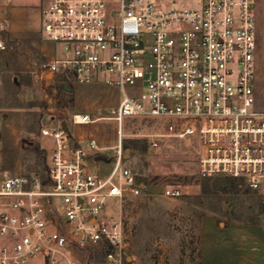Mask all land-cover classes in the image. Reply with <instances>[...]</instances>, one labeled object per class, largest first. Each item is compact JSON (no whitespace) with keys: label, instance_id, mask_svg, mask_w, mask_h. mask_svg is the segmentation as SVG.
I'll list each match as a JSON object with an SVG mask.
<instances>
[{"label":"built area","instance_id":"2783aa9c","mask_svg":"<svg viewBox=\"0 0 264 264\" xmlns=\"http://www.w3.org/2000/svg\"><path fill=\"white\" fill-rule=\"evenodd\" d=\"M255 1L44 0L40 34L51 55H42L38 71L68 86L136 88L140 92L125 95L109 115L75 113L71 124L157 121L164 133L148 136L149 150L158 148V136L194 138L200 177L237 179L258 191L264 109H255L253 96ZM7 49L0 38V55ZM40 134L54 144L45 179L0 174V238L6 239L0 264H30L40 255L46 264H77L58 256L69 242L120 255L125 236L120 223L103 218L107 200L182 195L125 165L121 144L109 171L100 173L61 126ZM88 146L99 150L93 139ZM115 252H107L108 264H121Z\"/></svg>","mask_w":264,"mask_h":264},{"label":"rangeland","instance_id":"374dc122","mask_svg":"<svg viewBox=\"0 0 264 264\" xmlns=\"http://www.w3.org/2000/svg\"><path fill=\"white\" fill-rule=\"evenodd\" d=\"M188 6V4H186ZM256 50L253 58L254 107L264 109V0L253 9ZM8 49L0 56V174L46 177L47 155L42 146L47 138L42 129L68 125L70 117L87 114L107 116L123 99L137 95L136 88H110L102 84L68 86L57 76L44 78L38 71L43 40L40 34H8L0 29ZM94 135L99 142L113 143L117 122L98 121ZM124 163L140 168L155 186L178 187L182 195L159 194L107 200L102 216L122 226L126 244L116 252L101 245L69 242L60 248L61 259L77 264H108L99 251L106 249L120 257L121 264H196L197 238L202 218L218 222L264 223V196L244 186L233 189L228 178L200 177L198 146L194 138L158 136V148L149 150L148 136L162 135L163 125L154 120L127 119L121 123ZM91 135V134H90ZM92 137V136H90ZM125 146L127 147L125 149ZM127 151V152H126ZM126 155V156H125ZM159 192L158 188L155 189ZM207 191V192H206ZM205 192V193H204ZM30 264H46L43 255Z\"/></svg>","mask_w":264,"mask_h":264},{"label":"crops","instance_id":"0c3cea01","mask_svg":"<svg viewBox=\"0 0 264 264\" xmlns=\"http://www.w3.org/2000/svg\"><path fill=\"white\" fill-rule=\"evenodd\" d=\"M43 1L0 0V29L12 35L37 32L40 34V9ZM41 52L42 55L50 56V45L43 42ZM96 117L103 116L91 118ZM97 122L75 125L78 126L75 134L70 132L68 125L66 129L70 141L87 153L89 168L107 173L114 161L115 148L121 144V137L118 134L121 125L117 123V136L113 143L104 144L94 135L97 131L95 127ZM90 139L96 141L98 151L89 149ZM41 146L48 155L54 144L47 138ZM258 191L264 196V184ZM199 233V264H264V223L218 222L206 217L201 219ZM5 243L6 239L0 238V247Z\"/></svg>","mask_w":264,"mask_h":264},{"label":"trees","instance_id":"16d2710c","mask_svg":"<svg viewBox=\"0 0 264 264\" xmlns=\"http://www.w3.org/2000/svg\"><path fill=\"white\" fill-rule=\"evenodd\" d=\"M127 147L125 146V149H126ZM228 180H230L231 181V183H232V186H233V189H235V191L236 190H238L237 188H238V186H240L241 184V186H244V184L242 183V181H240V180H237V179H228ZM207 192V191H206ZM205 193V192H204ZM248 223H251V224H258L259 222H248ZM197 240H198V242L196 241V244H197V247H198V245H199V239L197 238ZM99 254L103 257V259H104V257L106 256V254H107V250L106 249H102V250H100L99 251ZM197 259H198V262L196 263V264H199V249H197Z\"/></svg>","mask_w":264,"mask_h":264},{"label":"water","instance_id":"95a60500","mask_svg":"<svg viewBox=\"0 0 264 264\" xmlns=\"http://www.w3.org/2000/svg\"><path fill=\"white\" fill-rule=\"evenodd\" d=\"M47 78H50V77H47ZM61 127L67 132V129H66V124L65 122L62 123ZM127 152V151H126ZM126 156V155H125Z\"/></svg>","mask_w":264,"mask_h":264}]
</instances>
